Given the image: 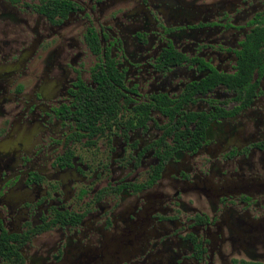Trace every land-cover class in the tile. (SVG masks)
Masks as SVG:
<instances>
[{
    "label": "flooded vegetation",
    "instance_id": "obj_1",
    "mask_svg": "<svg viewBox=\"0 0 264 264\" xmlns=\"http://www.w3.org/2000/svg\"><path fill=\"white\" fill-rule=\"evenodd\" d=\"M0 264H264V0H0Z\"/></svg>",
    "mask_w": 264,
    "mask_h": 264
}]
</instances>
